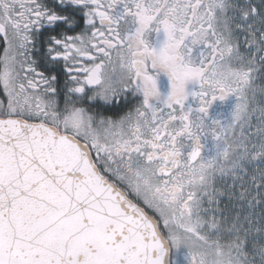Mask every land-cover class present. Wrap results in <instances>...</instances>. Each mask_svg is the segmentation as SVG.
<instances>
[{
	"label": "snow or ice",
	"instance_id": "1",
	"mask_svg": "<svg viewBox=\"0 0 264 264\" xmlns=\"http://www.w3.org/2000/svg\"><path fill=\"white\" fill-rule=\"evenodd\" d=\"M0 38V264H264V0H0Z\"/></svg>",
	"mask_w": 264,
	"mask_h": 264
},
{
	"label": "flooded vegetation",
	"instance_id": "2",
	"mask_svg": "<svg viewBox=\"0 0 264 264\" xmlns=\"http://www.w3.org/2000/svg\"><path fill=\"white\" fill-rule=\"evenodd\" d=\"M77 31H79V29H77ZM3 48H4V45H3V42H2V38H0V56H3ZM38 70L43 71L44 70V66L42 64L39 65L38 66ZM59 70L61 71V73H63V61H61L60 65H59ZM61 79L62 80L64 79L63 75L61 76ZM0 99H3L2 86H0ZM220 103L221 102H219V101L216 102L217 105H220ZM215 110H219V109L214 108L213 111H215ZM120 111H121L120 108L113 107V108L107 110V112L105 114L114 115V114H118Z\"/></svg>",
	"mask_w": 264,
	"mask_h": 264
}]
</instances>
